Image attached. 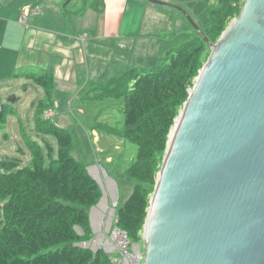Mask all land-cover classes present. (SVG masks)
<instances>
[{
    "label": "water",
    "instance_id": "95a60500",
    "mask_svg": "<svg viewBox=\"0 0 264 264\" xmlns=\"http://www.w3.org/2000/svg\"><path fill=\"white\" fill-rule=\"evenodd\" d=\"M142 1L179 11L211 50L169 136L143 264H264V0H242L215 44L177 6Z\"/></svg>",
    "mask_w": 264,
    "mask_h": 264
},
{
    "label": "rangeland",
    "instance_id": "374dc122",
    "mask_svg": "<svg viewBox=\"0 0 264 264\" xmlns=\"http://www.w3.org/2000/svg\"><path fill=\"white\" fill-rule=\"evenodd\" d=\"M67 1H70L69 10H74L79 5L78 0H41V9L51 11L57 22L56 34L50 35L54 40V45L51 42V46L56 48L57 54L41 53L42 65L37 69L36 66L28 68L35 69L36 74L31 72L25 76L26 79L23 78L26 70L17 65L14 57L10 58L13 62L6 63L3 60L4 50H0V162L17 158L23 166L28 165L32 162L30 152L35 142L44 148L43 139L51 144L54 153L57 152L54 138L37 134L38 121L53 122L68 131L73 137L72 157L83 163L87 173L91 168L97 169L101 178L102 186L98 185L101 190L100 200L105 197L106 208L101 210L97 206L100 200L94 206L102 215L99 230L95 229L98 225L93 219L92 208H87L90 216V234L87 238L90 244L85 248L95 252L93 244L102 234L104 238L96 252H104V245L114 233L116 211L128 199L136 184L127 176V169L136 161L138 147L120 137L123 130L122 101L110 98L100 100L95 94L110 77L121 76L127 69H148L165 63L166 51L179 47L195 35L190 22L179 11L154 6L145 1L104 0V13L98 17V13L92 9L84 22L67 17L63 7ZM158 1L182 9L204 32L211 24V7L221 8L218 1ZM241 9L242 4L237 3L232 11L234 15L226 19L220 35L211 37L210 42H217L238 17ZM67 31L77 32L76 38L84 37V48L76 38L74 40L66 35ZM18 38L16 30H12L7 47L9 54L16 51ZM210 53V48L204 46L199 58L198 74ZM50 75L53 77V89L45 95L31 78ZM196 77L192 80L189 92ZM183 106L184 104L178 113ZM164 156L165 152L158 154L160 166ZM108 180L115 186L113 195L109 192ZM2 185L4 183H0ZM150 189L154 191L153 187ZM0 207H4L2 201ZM112 209H115V213L107 229ZM78 234L84 239L81 230ZM83 241L78 244L82 248ZM135 244L141 245V249L145 250L143 238Z\"/></svg>",
    "mask_w": 264,
    "mask_h": 264
},
{
    "label": "trees",
    "instance_id": "16d2710c",
    "mask_svg": "<svg viewBox=\"0 0 264 264\" xmlns=\"http://www.w3.org/2000/svg\"><path fill=\"white\" fill-rule=\"evenodd\" d=\"M203 1H218L221 6L211 7V24L203 31L210 41L220 35L226 19L234 15L233 8L242 0ZM194 35L179 47L170 48L165 63L127 69L123 75L111 77L95 94L100 100L122 101L120 137L138 147L136 161L127 169V176L136 184L118 207L115 225L135 243L142 241L153 193L150 188L155 187L161 168L158 154L166 152L178 111L198 75L206 44ZM31 80L45 95L53 89L52 75ZM36 132L54 138L57 152L43 139L44 148L35 142L28 165L23 166L17 158L0 162V183H4L0 186V202L4 204L3 209L0 207V264H112L105 252L78 245L88 241L87 208L98 203L101 190L83 163L72 157V135L53 122L43 121L36 122ZM77 229L84 233V239Z\"/></svg>",
    "mask_w": 264,
    "mask_h": 264
},
{
    "label": "crops",
    "instance_id": "0c3cea01",
    "mask_svg": "<svg viewBox=\"0 0 264 264\" xmlns=\"http://www.w3.org/2000/svg\"><path fill=\"white\" fill-rule=\"evenodd\" d=\"M78 2L79 5L74 10H69L70 1H67L63 5L68 18L73 17L74 19H79L84 22L92 9L98 13V17L104 13V0H78ZM41 3V0H0V50H4L3 60H5L6 63L13 62L14 60L10 58L14 57L17 65H20L22 69L26 70V74L24 73L22 76L23 78L31 72L37 73L35 69L30 70L28 68L36 66L37 69V67L42 65L40 60L41 53L57 54L56 48L51 46V42L53 44L54 40L50 36L56 34L57 22L51 15V11L41 9ZM148 4L158 6L152 3ZM100 10H102V13H99ZM24 13L26 14V20L22 21V15ZM12 30H16L19 38L16 44V51L14 54H9L7 52V47L10 43L9 35ZM66 35L73 37L75 40L77 32L70 33L67 31ZM76 41L84 48V37L76 38ZM42 43L45 44L42 45ZM61 54L60 52V55ZM108 189L110 191V187H108Z\"/></svg>",
    "mask_w": 264,
    "mask_h": 264
},
{
    "label": "built area",
    "instance_id": "2783aa9c",
    "mask_svg": "<svg viewBox=\"0 0 264 264\" xmlns=\"http://www.w3.org/2000/svg\"><path fill=\"white\" fill-rule=\"evenodd\" d=\"M25 20L26 14L24 13L22 21ZM176 122L175 120L174 126ZM104 252L110 256L112 264H143L145 255V250L141 249V245L132 242L127 234L116 226L111 240L104 245Z\"/></svg>",
    "mask_w": 264,
    "mask_h": 264
},
{
    "label": "bare ground",
    "instance_id": "6f19581e",
    "mask_svg": "<svg viewBox=\"0 0 264 264\" xmlns=\"http://www.w3.org/2000/svg\"><path fill=\"white\" fill-rule=\"evenodd\" d=\"M89 174L102 186V184H101V178H100V175H99V173H98V170L97 169H93V168H91L90 169V171H89ZM109 181V180H108ZM107 181V183L109 184H107L109 187H110V190L111 191H109L112 195H113V191H114V188H115V186H114V184L111 182V181H109L108 182ZM111 183V184H110ZM105 201V202H104ZM104 202V203H103ZM99 207H100V209L101 210H105V208H106V199H104L102 202H101V204L99 205ZM93 210V219H95V224L96 225H98L97 226V228L95 227V229L96 230H99V228H100V223H101V219H102V215H101V213H100V211L98 212V209L97 208H93L92 209ZM100 220V221H99ZM107 229H109V225L107 224ZM114 237V236H113ZM104 238V236L102 235V234H100L99 236H98V238H97V240L95 241V243H94V247H96V246H99V244H100V242L102 241V239Z\"/></svg>",
    "mask_w": 264,
    "mask_h": 264
}]
</instances>
